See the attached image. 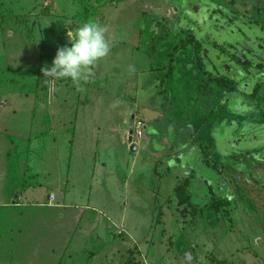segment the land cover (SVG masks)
<instances>
[{"label": "rangeland", "instance_id": "374dc122", "mask_svg": "<svg viewBox=\"0 0 264 264\" xmlns=\"http://www.w3.org/2000/svg\"><path fill=\"white\" fill-rule=\"evenodd\" d=\"M89 19L109 55L45 75ZM0 163V264H264V0H0Z\"/></svg>", "mask_w": 264, "mask_h": 264}, {"label": "clouds", "instance_id": "9594fccd", "mask_svg": "<svg viewBox=\"0 0 264 264\" xmlns=\"http://www.w3.org/2000/svg\"><path fill=\"white\" fill-rule=\"evenodd\" d=\"M107 26L94 19L83 21L74 31H68L69 43L59 47L45 75L56 79H70L79 83L87 79L97 62L107 57L111 43L106 37Z\"/></svg>", "mask_w": 264, "mask_h": 264}, {"label": "trees", "instance_id": "16d2710c", "mask_svg": "<svg viewBox=\"0 0 264 264\" xmlns=\"http://www.w3.org/2000/svg\"><path fill=\"white\" fill-rule=\"evenodd\" d=\"M90 3V0H81V4L83 5V7L85 8L88 4ZM42 14H44L45 16L46 15H50L49 12L46 10H44L42 12ZM78 16H81V15H78ZM157 26V29H156V32L155 34L153 35V37L147 42L145 48H144V52L145 54L151 58V59H156L157 56H158V52L160 50V44L163 42V41H166L168 38H169V32H168V29L161 23H157L156 24ZM30 36H33V34H30ZM190 41H185L183 39H181L180 41V45L176 48H180V49H184L186 48L187 46L190 45ZM196 52L199 51V48H195ZM172 55H174V53L172 54H168L167 56V59H168V68H169V71H172ZM199 60V58H198ZM197 64H198V67L199 68H202V65H201V62L200 61H197ZM208 75V78H203V79H200L199 82L197 83L200 88V83L202 82V80L206 81V83H210L211 81H218V85L219 86H223V87H226L228 89H233L234 87L232 86V82L230 80H227V79H224L223 77H217V79H214L213 76L211 75V73H207ZM198 88V89H199ZM238 159V158H237ZM249 166H252L251 163H248ZM257 182V181H256ZM258 183V182H257ZM264 190V189H263ZM183 189H181L180 192H182ZM141 261H137L136 259L132 258V257H126V259L124 260H120L118 262H108V264H145Z\"/></svg>", "mask_w": 264, "mask_h": 264}, {"label": "crops", "instance_id": "0c3cea01", "mask_svg": "<svg viewBox=\"0 0 264 264\" xmlns=\"http://www.w3.org/2000/svg\"><path fill=\"white\" fill-rule=\"evenodd\" d=\"M5 163V162H4ZM4 163H0V169L1 170H3V166H1V164H3L4 165ZM14 190V189H13ZM13 190H11V189H7V187H6V184H0V206H7L8 208H9V204H8V202L7 201H9V198H10V196L13 194ZM15 194V193H14ZM16 196V195H15ZM62 196V192H59V198ZM48 197H52L51 198V200L49 201V199H48V206H50V207H53V206H56V207H58V206H64V204H63V201H60V203L59 204H52V200L54 199V197H53V195L52 194H50V195H48ZM16 203V208H18L19 206H21V205H26V204H24V203H29V202H18L17 203V201H15ZM39 205H42V203H39ZM15 219H16V217H15ZM21 229H20V234H21ZM23 235H20L19 236V239H20V237H22Z\"/></svg>", "mask_w": 264, "mask_h": 264}, {"label": "water", "instance_id": "95a60500", "mask_svg": "<svg viewBox=\"0 0 264 264\" xmlns=\"http://www.w3.org/2000/svg\"><path fill=\"white\" fill-rule=\"evenodd\" d=\"M133 118H134V116L132 115V117H131V121H130V129H129V135H128V141L131 143V146H130V149H131V151H135V149H136V144L133 142V140H132V138H133V124H134V122H133Z\"/></svg>", "mask_w": 264, "mask_h": 264}, {"label": "built area", "instance_id": "2783aa9c", "mask_svg": "<svg viewBox=\"0 0 264 264\" xmlns=\"http://www.w3.org/2000/svg\"><path fill=\"white\" fill-rule=\"evenodd\" d=\"M134 124L136 125V127L133 129L137 130V134H133V138L140 137L142 135L143 124L140 121H136L134 122Z\"/></svg>", "mask_w": 264, "mask_h": 264}]
</instances>
